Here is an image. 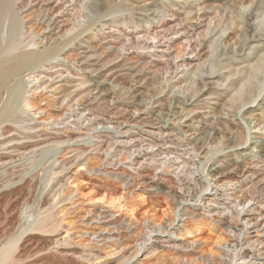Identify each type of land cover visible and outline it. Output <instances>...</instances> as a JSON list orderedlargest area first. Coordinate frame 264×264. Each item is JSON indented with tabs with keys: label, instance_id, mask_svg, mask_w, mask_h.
<instances>
[{
	"label": "rangeland",
	"instance_id": "374dc122",
	"mask_svg": "<svg viewBox=\"0 0 264 264\" xmlns=\"http://www.w3.org/2000/svg\"><path fill=\"white\" fill-rule=\"evenodd\" d=\"M15 1L19 28L11 36L10 18L0 16L3 50L9 38L17 51L54 48L78 31L71 8L80 0ZM153 1L164 13L132 11L151 1L126 0L129 9L115 7L63 45L39 67L52 75L29 79L25 105L0 125V134L8 130L0 136V255H10L4 264H264V101L242 108H252L246 139L227 148L219 129L240 118L228 114L226 84L212 95L205 86L192 105L194 98L185 101L196 108L187 115L168 102L171 90L184 86L183 70L198 63L199 48L189 53L185 37L193 45L207 27L230 31L247 6L220 2L205 13L214 0ZM144 30L156 36L145 41L152 47L143 46ZM213 125L218 131L202 146L191 143L200 126ZM148 140L159 142L153 150L193 161L188 167L199 185L177 181L174 166L141 162ZM133 143L144 146L131 158ZM241 207L255 223L234 218Z\"/></svg>",
	"mask_w": 264,
	"mask_h": 264
},
{
	"label": "bare ground",
	"instance_id": "6f19581e",
	"mask_svg": "<svg viewBox=\"0 0 264 264\" xmlns=\"http://www.w3.org/2000/svg\"><path fill=\"white\" fill-rule=\"evenodd\" d=\"M0 1L4 2V0H0ZM69 1H71V0H68V2ZM150 1L151 2H145L143 4V6H141L140 8H138L139 5H133V6L131 5L132 11H133V9H137V10H140L141 12L145 11V10H149V11L152 10L153 12H158V13L163 12L162 7L158 3H156L153 0H150ZM8 2H9V4H6ZM8 2L7 1H6V3L4 2L6 5L3 3L5 6L0 11V16L2 19H4L2 17V13H7L6 14L7 18L8 17L10 18L11 23L10 24L8 23V25H11V29L9 32V34L11 36L12 32L16 31V29L19 28L18 27L19 26V24H18V22H19L18 21V10H17L18 8L15 5V2H16L15 0H9ZM220 2H222V3L220 4ZM219 4L220 5L223 4V8L226 7L225 5H227V7L231 8V9H235L238 5H245V6H247V9H245L244 12H241L239 14L237 13V18L235 17L236 18L235 24L230 31H229V26L225 25V24L218 25V26L216 25V26H213V28L207 27V30H205V32L202 33V31H200L201 33L200 32L196 33V36L194 37L195 41H194L193 45L190 44V42H191L190 40L188 43V38L185 37V40L187 42L184 44V47L186 46V48L187 47L190 48L189 53L196 52L194 50V47L197 46L199 48V50L195 53V56L197 58L198 63H196L190 69L186 68L185 70H183L184 86L179 91L178 90L177 91L171 90V96H170V98L168 97V100H169L168 102H171L173 100L176 101V103H178L180 105V111L186 112V115H187L191 112H194V110L196 108L185 106V101L192 100L194 98L189 104V105H192L195 102H199L198 97L203 95V94L199 95V93L201 91H203L202 89L205 86L208 85V88H207V90L209 91L208 94L212 95V94H217L218 88L220 89V87H222L223 85L226 84L225 90L229 91L230 93L232 92L229 99H228V105H227L229 108L228 114L234 119L237 117L240 118L239 120H241L242 122L238 120V122H236V124L228 125V127L226 129H224V128L219 129V127L217 128L215 125L211 126L210 128L200 126V131L191 140V143L194 144L195 146H199V145L202 146V141H204L206 138H209V137L211 138L212 136H214V134L219 129V130H221V132L223 134V141H222L223 148L224 147L227 148V147H231V146L235 147V145H238V144L244 142V140L246 139V135H245L246 132H244L245 130L243 129V127H244L243 124H245L248 121V119H250L249 117L252 116L251 115L252 108H246L244 110H242V108L244 106H246L247 104L254 102L257 99V97H261V99L264 101V0H214V1H210V3H208V5L205 8H203V10L205 13H209V12L212 13L213 11L215 12V11L220 9ZM126 6H127L126 0H80V2L74 6L75 10L73 8H71L72 9L71 13L74 12V14H76V17H74V24L78 28L77 33L74 34L69 39L67 38L68 39L67 41L63 40V41L58 42L55 46H53L54 48L51 47L52 49L51 48L48 49L46 47L48 50H46V48L45 49L43 48L44 50H41V51L27 50V49H25V50L23 49L24 51L21 49H18V51H17L16 50L17 46L15 47V46H13L14 44L13 45L9 44L11 42V40H10V42H7V41H9V39H12V38H9V37H8L9 39L6 38L7 40H6V42L4 40V42L8 43V44L5 45L4 47H6V46L7 47L3 50L0 46V49H2V50H0V125L2 124L4 126L5 124L2 122L6 121L8 119V117L11 114H13L14 112L22 109L21 105L23 106V103L25 105L24 101H27V99L25 98V94L26 93L29 94V92L31 90L29 87L30 85H28L29 79H34L35 77H38L41 75H43V76L47 75L45 73V70L40 69L39 67H41L46 61H50L51 60L50 58L52 57L53 54L57 53V55H58L57 51H59L61 49V47H63V45H65L69 41L71 42L73 38L77 37L85 29L92 28V26H94L95 22L100 21L102 18L106 17L107 15L114 13L113 10L115 7H116V12H119V10H121V9H122L121 11L129 9ZM133 7H135V8H133ZM6 15H5V17H6ZM51 19H48L49 23H50ZM112 21L114 22V20H112ZM5 22H7V21L5 20ZM104 24H106V21ZM95 25H96V23H95ZM17 33H18V31H17ZM154 33H155V31H154ZM226 34H227V36H230L229 40L224 39L225 37H227ZM14 35L17 37L18 34L14 33ZM14 35L12 36L13 39L15 38ZM0 37H2V36H0ZM18 37H19V35H18ZM133 37H134V35H133ZM152 38L155 39L156 36H153ZM152 38L148 36L147 31L144 30L142 32V38L141 39L143 41V46L145 48L153 46V45L147 46L148 44L147 45L145 44L146 40H149ZM231 39L233 40V42H229ZM2 40H3V37H2ZM12 43H13V40H12ZM3 45H2V47H3ZM9 45H10V47H8ZM193 50H194V52H193ZM182 65H184V64H182ZM49 67L51 68V66H49ZM183 67L185 68V65ZM46 68H44V69H46ZM69 74H70V72H69ZM51 75L52 74H50L48 77H50ZM15 77H16V79H14L13 83H12L11 81ZM9 81L12 84L8 85ZM95 82H97V81H95ZM98 83L99 82H97V85H99ZM97 85L95 88L99 87ZM100 90H102V89H100ZM103 90H105V89H103ZM105 91H107V90H105ZM197 95H199V96L197 97ZM64 98L62 99V101L64 100ZM27 104L28 103H26V105ZM70 107L74 110L76 109L73 106H70ZM263 107H264V104H260L259 108H263ZM82 114L83 113H80V115H82ZM77 117H80V116H77ZM77 117H76V119H77ZM220 119H221V116H219V115L212 116V120L214 123H216V125L220 121ZM6 127H7V123H6ZM1 130L2 131H1L0 136L5 135V133L8 131V130L4 129L3 127L1 128ZM83 138L84 137H82V139ZM156 140H154V141L148 140V141H146V143L144 142L146 149H145L144 154H143L144 159H142L143 161H141V162H144V160H148V161L150 160L151 164L153 161H158L160 163L159 164L160 167L162 165H166V166L169 165L171 167L174 166L175 170L172 172V174H173V176L176 177L175 179H177V181H178V179H180L181 177L182 178L185 177L186 179H188V181H190L189 183H191L192 189H195V187L199 184H197V180H196L195 175H194L195 173L192 170H190L188 167L190 164L195 165V163L193 161L190 162L187 159L184 160V158H182L183 160H181L182 156H180L179 154H176L177 152H174V151L173 152H167V151L160 152L159 149L153 150L159 144V142H157ZM179 142H181V141H179ZM139 143H136V144L133 143L131 145L132 149H131V151H129V152H131V153H129L130 157L132 156L133 153L135 154V152L138 153L141 151V147H143L144 145L142 146ZM56 145H58V144H56ZM47 146H48V144H47ZM149 149H151V151L148 152L147 150H149ZM262 150L263 149H261V151ZM127 152L128 151H126V153ZM170 153H175L174 156L172 155L173 158L170 157ZM184 154H187V150L183 149L182 155H184ZM161 155H163V157L157 158ZM191 157L192 156L190 155L189 159ZM134 159L136 161L138 160L137 157H134ZM177 159H180L181 162L177 161ZM174 160L176 161V163L177 162H179V163L174 165V163H175V162H173ZM141 162H139V163H141ZM136 163H138V161ZM153 164H154V162H153ZM187 176H188V178H187ZM259 181L261 182V180H259ZM186 182H187V180H186ZM189 183H187V184L184 183L185 184L184 185L183 180H182V184L184 186H186V185L189 186L188 185ZM182 184L180 187L183 186ZM184 186H183V188L187 187V186L186 187H184ZM190 189L191 188L189 186V191H191ZM187 191H188V189H187ZM194 192H195V190H194ZM164 194H166V193H164ZM188 194H189V192H188ZM191 194H189V195H191ZM175 198H177V197H175ZM250 200H251V198L247 199V202ZM245 201L246 200H244L242 202L241 201H235L234 203H235V205L242 206ZM214 202H215V200H214ZM247 211H249V210L241 207L240 209L233 211V212L231 211V212L233 213L234 218L236 217L238 220L240 218V220H243L244 224H246V222L247 223H250V222L255 223L256 220L251 221V219H248L247 217L244 216L245 212H247ZM261 215H262V213H261ZM9 256L10 255L8 254V250L5 249V252L1 253V255H0V258H1L0 262L8 261ZM4 262H3V264H4Z\"/></svg>",
	"mask_w": 264,
	"mask_h": 264
}]
</instances>
